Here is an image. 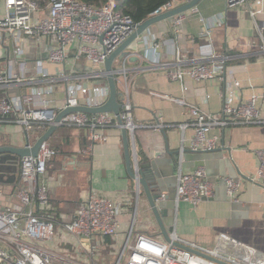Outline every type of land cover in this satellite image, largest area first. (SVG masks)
I'll return each mask as SVG.
<instances>
[{
  "label": "crops",
  "instance_id": "0c3cea01",
  "mask_svg": "<svg viewBox=\"0 0 264 264\" xmlns=\"http://www.w3.org/2000/svg\"><path fill=\"white\" fill-rule=\"evenodd\" d=\"M184 4L177 2L175 7ZM196 9L197 13H184V21L177 28H174L176 17L152 25L130 46L129 59L114 63L117 72L123 68L127 71L133 121L138 125L134 135L128 133L129 148L135 162L140 166L154 164V173L169 182L166 195L171 193L176 198L180 170L192 172L204 167L215 186L214 197L198 205L185 202L173 205L160 200L168 207L162 219L169 236L175 234L184 241L213 248L219 235L226 234L256 248L264 259V180H256L259 165L256 152L264 150V124L216 129L211 134L220 140L218 149L211 153H193L190 150L193 128L184 133L178 127L172 128L191 122L188 110L164 98L183 95L182 84L168 78L166 67L188 68L198 60L216 55L224 80H186L190 86L189 102L219 114L224 103L237 105L252 95H259L264 119V40L256 29V23L264 25V0H248L245 6L234 9L226 8V0H202ZM259 10L262 12L252 18L250 13ZM55 44L52 37L41 42L32 40L27 42L25 54L19 57L12 37L0 35L2 75L19 74L28 66L37 70L34 78L22 85L0 87V100L25 96L36 90L50 91L48 99L54 106H60L66 100L68 87L60 82L51 84L48 79L65 73L72 77V84L92 85L87 79L92 71L87 61H71L66 67L49 61ZM42 73L49 78L43 79ZM116 79L121 101L126 90L125 77L117 73ZM100 83L106 86L104 80ZM26 107L36 109L34 105ZM15 120V115L0 114V147H26L27 134L33 147L50 127L27 132ZM159 123L163 127L157 129ZM106 134V142L96 143L89 154H82V150L91 146L87 132L75 127H58L46 142L56 151L48 163L46 182L50 204L59 220L73 218L91 195L115 204L120 225L117 236L96 237L84 246L94 252L100 264L105 261L115 264L132 227L135 234L145 233L162 240L164 237L143 190L129 175L122 130L113 128ZM182 147L189 160L180 163ZM201 154L204 156L200 157ZM21 159L11 154L0 155V203L4 206L18 203ZM226 178L241 183L237 197H230ZM75 245V251L62 253L76 256L80 250Z\"/></svg>",
  "mask_w": 264,
  "mask_h": 264
},
{
  "label": "built area",
  "instance_id": "2783aa9c",
  "mask_svg": "<svg viewBox=\"0 0 264 264\" xmlns=\"http://www.w3.org/2000/svg\"><path fill=\"white\" fill-rule=\"evenodd\" d=\"M188 0H171L163 8L166 12L175 8L177 2ZM248 0H226V8L243 7ZM197 13L195 8L191 9ZM259 11L250 13L255 18ZM184 13L176 16L174 28L184 21ZM132 18L118 10L117 0H105L100 6L86 4L78 0H49L45 7L33 0H0V35H9L15 44V54L23 56L27 42H41L43 38L52 37L53 46L49 61L64 65L71 61H87L92 71L87 79L91 86L72 84V77L66 73L51 79L45 73L41 76L53 84L60 82L67 85V97L60 106H54L48 99L50 91H33L25 96L0 100V114L15 115V123L27 132L45 130L55 124V119L64 110L79 106L97 108L104 105L109 98V88L100 82L106 79L104 64L135 30ZM257 32L264 40V25L256 23ZM264 48V46H263ZM72 50L74 52L72 56ZM216 55L198 60L188 68L166 67L170 80L182 84V97H164L188 110L191 122L178 127L183 133L193 128L190 150L193 153H211L218 149L220 140L212 135L216 129L232 126H254L264 124L260 103L262 97L252 95L246 101L232 105L224 103L219 114L202 110L188 100L190 86L186 82L223 81V72L218 66ZM124 75L126 90L120 101L122 109L119 123L113 113L90 115L72 113L58 124L59 127H75L87 132L91 142L80 153L89 154L96 143L106 142L107 131L113 128L125 129L134 135L138 128L133 121V107L129 100L127 71L117 72ZM17 75L4 76L0 73V87H14L25 83ZM237 84V83H236ZM238 85V84H237ZM34 105L36 109L26 106ZM163 127L162 124L156 128ZM185 148L180 150V163L183 161ZM56 151L43 143L36 157L21 159V187L17 191L18 203L4 206L0 203V264H100L92 250L85 245L92 243L96 237H115L120 231L115 204L106 198L91 195L73 214L69 221L59 220L50 204L48 194L47 167ZM258 169L256 180H264V150L256 152ZM230 197H237L241 183L237 180L224 179ZM215 186L210 181L206 169L199 167L192 172L180 170L177 176L175 203L181 202L198 205L214 197ZM2 189L0 188V197ZM165 196H162L164 200ZM58 225L65 235L77 243L79 252L76 256L65 254L49 247L55 226ZM102 264V263H101ZM115 264H264L258 250L250 245L235 240L226 234H220L215 247L205 248L194 242H187L175 234L167 242L149 234L134 233L132 227L120 248Z\"/></svg>",
  "mask_w": 264,
  "mask_h": 264
},
{
  "label": "water",
  "instance_id": "95a60500",
  "mask_svg": "<svg viewBox=\"0 0 264 264\" xmlns=\"http://www.w3.org/2000/svg\"><path fill=\"white\" fill-rule=\"evenodd\" d=\"M202 0H188V2L182 6H178L173 8L172 10L166 12H159L156 15L151 16L147 20L142 23L136 25L134 32L126 38V40L115 50L112 54L107 58L104 64V74L106 75L108 88H109V98L107 102L97 108H91L86 106H79L75 108H68L62 111L57 118L55 119V124L51 125L47 132L38 140V142L30 147V143L27 138V146L23 148H16L12 146H3L0 147V155L3 154H11L17 158H24L28 156L36 157L39 153L40 147L43 143L47 142L52 134L58 129V124L61 122L63 118L72 113H86L90 115H96L100 113H113L120 124H122V120L120 118V113L122 109V104L119 100V92L117 88V79L116 74L117 71L114 69V63L116 61L120 63H125L127 59H129V51L130 46L141 37L152 25L168 20L170 18L176 17L180 14L186 13L191 9L195 8ZM123 141H124V151L127 169L129 175L132 179H134L140 190H143L150 208L158 222V225L161 229L164 240L169 242L170 236L166 230L165 223L163 222V217L166 216L167 205L162 204L160 202L162 196H165L164 200L172 202L174 205L175 196L171 193L164 194L166 186H168L169 182L162 180L160 176L153 170H156L154 164L150 165H139V163L134 161L133 156L131 154L129 148V134L125 129H122ZM204 156L201 154L200 157ZM185 161L189 160L188 155L183 157ZM202 159V158H201ZM168 216V215H167Z\"/></svg>",
  "mask_w": 264,
  "mask_h": 264
},
{
  "label": "trees",
  "instance_id": "16d2710c",
  "mask_svg": "<svg viewBox=\"0 0 264 264\" xmlns=\"http://www.w3.org/2000/svg\"><path fill=\"white\" fill-rule=\"evenodd\" d=\"M39 7H45L49 0H33ZM86 4L100 6L105 0H78ZM118 10L132 18L139 24L150 18L155 12L163 8L171 0H117ZM107 85V80L104 79ZM8 118V117H7Z\"/></svg>",
  "mask_w": 264,
  "mask_h": 264
},
{
  "label": "rangeland",
  "instance_id": "374dc122",
  "mask_svg": "<svg viewBox=\"0 0 264 264\" xmlns=\"http://www.w3.org/2000/svg\"><path fill=\"white\" fill-rule=\"evenodd\" d=\"M36 71H37L36 69H32L31 67L28 66L27 68L23 69L19 74H15V75H17V77L20 78L21 80L25 79L29 81V78L31 79L34 78L33 76L35 75ZM48 245L50 248L59 249L61 252L64 251L73 252L76 250L75 243L71 239H68L66 237L65 233L58 225L55 226L52 242H50ZM104 264H109V263L105 261Z\"/></svg>",
  "mask_w": 264,
  "mask_h": 264
}]
</instances>
